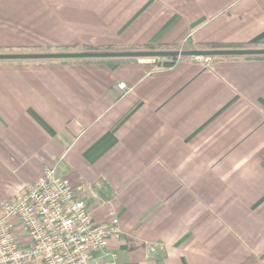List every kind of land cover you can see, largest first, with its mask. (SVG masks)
I'll return each mask as SVG.
<instances>
[{
    "label": "crops",
    "instance_id": "crops-1",
    "mask_svg": "<svg viewBox=\"0 0 264 264\" xmlns=\"http://www.w3.org/2000/svg\"><path fill=\"white\" fill-rule=\"evenodd\" d=\"M198 43L264 48V0H0V53ZM46 166L100 264H264V57L0 60V205Z\"/></svg>",
    "mask_w": 264,
    "mask_h": 264
},
{
    "label": "built area",
    "instance_id": "built-area-1",
    "mask_svg": "<svg viewBox=\"0 0 264 264\" xmlns=\"http://www.w3.org/2000/svg\"><path fill=\"white\" fill-rule=\"evenodd\" d=\"M20 232L28 236L27 244ZM120 232L114 210L109 223L94 222L70 181L46 166L36 181L0 205V264H100L98 254ZM108 256L106 264H122L116 252Z\"/></svg>",
    "mask_w": 264,
    "mask_h": 264
},
{
    "label": "water",
    "instance_id": "water-1",
    "mask_svg": "<svg viewBox=\"0 0 264 264\" xmlns=\"http://www.w3.org/2000/svg\"><path fill=\"white\" fill-rule=\"evenodd\" d=\"M264 56V48H217L173 50H102V51H51V52H1L0 60L14 59H114V58H169V57H246Z\"/></svg>",
    "mask_w": 264,
    "mask_h": 264
},
{
    "label": "trees",
    "instance_id": "trees-1",
    "mask_svg": "<svg viewBox=\"0 0 264 264\" xmlns=\"http://www.w3.org/2000/svg\"><path fill=\"white\" fill-rule=\"evenodd\" d=\"M197 48L201 49H217V48H253L251 44L249 43H229V44H219V43H198L196 45ZM77 45L74 46H68V47H61L59 50L61 51H75L77 49ZM107 50L113 49L112 47H105ZM143 50H173L175 48L169 47L166 45H152V44H147L141 47ZM264 56H246L245 58H262ZM183 58H189V57H180L178 59H183ZM217 57H212L211 59H216ZM157 60L162 61V65L166 67L172 66L178 59L175 57H169V58H156ZM233 59V58H230ZM84 60V59H80ZM87 60V59H85ZM97 60H103V59H97ZM105 60H111V59H105Z\"/></svg>",
    "mask_w": 264,
    "mask_h": 264
},
{
    "label": "rangeland",
    "instance_id": "rangeland-1",
    "mask_svg": "<svg viewBox=\"0 0 264 264\" xmlns=\"http://www.w3.org/2000/svg\"><path fill=\"white\" fill-rule=\"evenodd\" d=\"M86 49V48H85Z\"/></svg>",
    "mask_w": 264,
    "mask_h": 264
}]
</instances>
